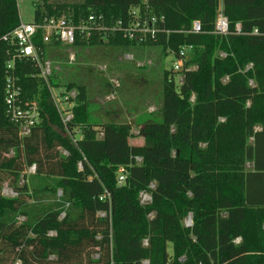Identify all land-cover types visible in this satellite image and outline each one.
Listing matches in <instances>:
<instances>
[{
  "label": "trees",
  "instance_id": "16d2710c",
  "mask_svg": "<svg viewBox=\"0 0 264 264\" xmlns=\"http://www.w3.org/2000/svg\"><path fill=\"white\" fill-rule=\"evenodd\" d=\"M133 7L165 17L171 33L151 45L175 59L192 47L183 72H164L161 120L141 144L129 125L91 120L84 86L67 83L78 97L64 125L49 90L62 88L58 77L46 82L27 59L7 68L16 45L3 37L21 18L17 0H0V264H264V0H38L34 22L96 14L111 26ZM220 8L226 35L215 34ZM194 21L202 33H180ZM103 35L84 45L138 44ZM35 43L46 51L41 35ZM10 75L40 114L25 138L7 112Z\"/></svg>",
  "mask_w": 264,
  "mask_h": 264
},
{
  "label": "rangeland",
  "instance_id": "374dc122",
  "mask_svg": "<svg viewBox=\"0 0 264 264\" xmlns=\"http://www.w3.org/2000/svg\"><path fill=\"white\" fill-rule=\"evenodd\" d=\"M37 1L17 0L22 22H34ZM81 1L62 0L68 4ZM70 54L76 56L73 64L69 63ZM128 56H132L133 60H129ZM46 59L51 64L52 75L58 77L62 88L66 89L67 83L85 87L94 123L129 125L132 144H141L143 137L139 134L147 125L161 120L164 72L173 71L175 63L170 50L149 42L130 48L78 44L73 48L47 47ZM175 81L180 85L183 76L177 75ZM112 94L115 95L114 100H111ZM76 137H79L78 132ZM3 195L15 197L10 188H5ZM183 224L191 227L192 216L186 218Z\"/></svg>",
  "mask_w": 264,
  "mask_h": 264
},
{
  "label": "built area",
  "instance_id": "2783aa9c",
  "mask_svg": "<svg viewBox=\"0 0 264 264\" xmlns=\"http://www.w3.org/2000/svg\"><path fill=\"white\" fill-rule=\"evenodd\" d=\"M147 0H145V3ZM105 19L102 15L91 14L85 19L75 21L72 13L64 14L60 17L45 18L41 23H25L20 25L10 34L3 37L4 41H12L16 45L15 52L10 55L7 63V68L12 71L18 61L27 59L32 61L40 70V77L46 82L52 76V68L49 61L46 59V51H42L35 43L38 35H41V42L44 47L67 46L69 48L76 47L79 44L88 43L90 39L98 34H104L103 39L108 40L115 32L122 33L123 37L130 42H137V46L143 45L151 40H156L160 34L169 35L171 32L165 29V17L158 16L149 8L142 9L141 7H133L130 11V19L127 23L117 21L111 26L105 24ZM229 23L223 15L222 10L219 11L215 34H228ZM241 27L237 25V31L240 32ZM185 34H200L202 33L201 23L194 21L189 31H181ZM255 34H258L255 31ZM192 52L191 46H183L180 48L179 58L175 59L173 71L180 73L184 70V64L190 59ZM129 60H133L132 56H128ZM76 60L74 54H70L69 63L73 64ZM106 70V69H105ZM190 70V69H188ZM104 71V70H103ZM51 97L61 116L64 125H67L73 118V108L78 97L76 90L64 88H55L49 85ZM21 90L17 86L16 78L10 75L5 85V103L10 119L19 126V135L25 138L31 134V131L40 121V114L36 104L26 103L20 99ZM111 100H114L115 95L112 94ZM110 100V99H109ZM13 154V153H12ZM64 155L67 152L63 151ZM138 162L141 159L137 158ZM82 169V165L79 164ZM36 167L32 166L26 174H35ZM126 175L124 169H119V184H124ZM154 188V186H151ZM13 196L15 194L13 193ZM142 204L151 203V196L147 192L140 195ZM65 214H62L64 217ZM100 217H105L104 213H99ZM147 245V242L144 243Z\"/></svg>",
  "mask_w": 264,
  "mask_h": 264
}]
</instances>
